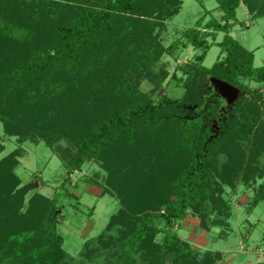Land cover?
<instances>
[{
    "label": "trees",
    "instance_id": "trees-1",
    "mask_svg": "<svg viewBox=\"0 0 264 264\" xmlns=\"http://www.w3.org/2000/svg\"><path fill=\"white\" fill-rule=\"evenodd\" d=\"M215 1L220 18L202 28L201 17L166 47L161 35L181 13L182 0H0V115L13 117L9 108L21 94L40 105L26 112L30 123L20 133L5 124L0 155L5 137L45 141L56 150L66 140L60 148L65 182L86 164H98L103 195L122 203L76 260L63 247L58 200L28 198L29 188L21 187L15 169L22 150H16L0 160V264L223 261L221 251L194 249L174 228L190 211L205 231L217 229L226 239L235 216L223 194L227 186L255 192L249 211L264 203V103L251 86H264V65L256 67L255 52L231 35L239 8L263 19L264 0ZM182 42L202 53L178 81L182 95L152 103L133 92L138 77L159 84L164 57ZM215 45L221 53L208 69L203 63ZM214 79L253 99L225 112L226 100L205 89ZM58 119L62 129L52 126ZM221 157L229 161L220 167Z\"/></svg>",
    "mask_w": 264,
    "mask_h": 264
},
{
    "label": "rangeland",
    "instance_id": "rangeland-1",
    "mask_svg": "<svg viewBox=\"0 0 264 264\" xmlns=\"http://www.w3.org/2000/svg\"><path fill=\"white\" fill-rule=\"evenodd\" d=\"M182 1L184 5L181 13L168 23L167 30L161 35L166 47L176 42L181 37L182 31L194 27L201 17L204 16L202 28L213 17L220 18V13L217 11L218 4L215 0H202L203 6L197 0ZM207 11L213 13L205 15ZM238 20L239 22L231 35L246 49L255 52L256 67L263 66L264 18L252 20L247 8L241 6L238 10ZM222 39L223 35L219 34L216 42L219 43ZM210 40L212 39L210 38ZM22 51L24 54L26 53L25 48ZM220 53V48L216 45L213 46L203 65L208 69L212 68ZM201 54V51L191 45L184 46L182 42L177 50L175 49L174 52L164 57L162 62L166 65V71L163 77L160 76L162 80L160 79L159 84H155L150 78L138 77L134 80V85L129 86L127 82L129 78L125 76L126 85L131 89L133 86L135 89L133 92L144 98L143 100L152 103L160 101L163 97L179 98L184 90L178 81L186 76V69L195 63ZM251 86L253 90H258L262 96L258 102L263 104L264 86L257 87L253 83ZM205 89L210 93L222 96L210 83L206 84ZM244 99L250 100L253 99V96L249 92L240 90V95L233 104L224 103V107H227L225 112L233 110ZM38 104L35 96L19 95V98L11 104L8 112H11L12 115L15 114L13 115L15 118H10L4 113L0 115V133L3 134L6 125L9 128L14 126L20 133V126L23 129L30 123L27 120L26 112L34 111L37 106L40 107ZM44 110L46 111L45 108ZM20 118L21 125L16 123ZM58 122L59 119L54 120L52 126L58 125L60 129L65 127V123L62 126ZM212 127L217 128L216 130L221 128L216 120L212 121ZM30 128L27 127L26 130ZM69 131L74 132L75 130ZM3 142L5 151L0 155V160L16 150H22L15 175L20 179L21 187L29 188L28 198L44 195L58 200L60 208L59 232L64 238V250L74 259L79 260L86 241L98 237L107 227L111 216L122 207L118 197L103 195V181L97 180L95 177L99 172H102V168L98 164L88 163L80 172L68 176L69 181L65 182L67 172L63 167L60 151L68 146L66 140L56 145L59 150L51 148L45 141L40 144L31 142L23 144L19 143L17 137H5ZM243 145L248 149L246 142ZM225 161L228 162L229 159L220 158V167L221 163ZM260 162L264 164V155L260 157ZM97 182L99 184H96ZM224 190L225 198H231L235 207V216L232 221L233 231L226 239L222 238L217 229H213L212 232L205 231L200 225L201 221L190 211L184 220L175 226V232L183 240L190 242L194 249L221 251L224 254V259L219 264H264V203L249 211L248 208L255 196L253 190H246L240 184L235 190L232 186H227Z\"/></svg>",
    "mask_w": 264,
    "mask_h": 264
},
{
    "label": "water",
    "instance_id": "water-1",
    "mask_svg": "<svg viewBox=\"0 0 264 264\" xmlns=\"http://www.w3.org/2000/svg\"><path fill=\"white\" fill-rule=\"evenodd\" d=\"M215 90L219 91L228 105L233 104L240 95V90L221 80H212Z\"/></svg>",
    "mask_w": 264,
    "mask_h": 264
},
{
    "label": "crops",
    "instance_id": "crops-1",
    "mask_svg": "<svg viewBox=\"0 0 264 264\" xmlns=\"http://www.w3.org/2000/svg\"><path fill=\"white\" fill-rule=\"evenodd\" d=\"M250 15V14H249ZM251 17V16H250ZM248 27H249V25H248Z\"/></svg>",
    "mask_w": 264,
    "mask_h": 264
}]
</instances>
